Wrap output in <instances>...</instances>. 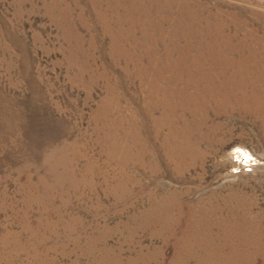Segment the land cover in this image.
Segmentation results:
<instances>
[{
  "label": "rangeland",
  "instance_id": "rangeland-1",
  "mask_svg": "<svg viewBox=\"0 0 264 264\" xmlns=\"http://www.w3.org/2000/svg\"><path fill=\"white\" fill-rule=\"evenodd\" d=\"M0 264H264V0H0Z\"/></svg>",
  "mask_w": 264,
  "mask_h": 264
}]
</instances>
